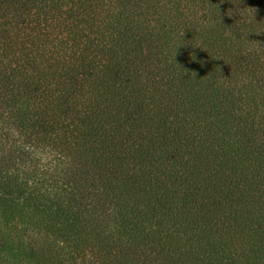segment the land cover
I'll list each match as a JSON object with an SVG mask.
<instances>
[{
  "label": "trees",
  "instance_id": "obj_1",
  "mask_svg": "<svg viewBox=\"0 0 264 264\" xmlns=\"http://www.w3.org/2000/svg\"><path fill=\"white\" fill-rule=\"evenodd\" d=\"M0 264H264V0H0Z\"/></svg>",
  "mask_w": 264,
  "mask_h": 264
}]
</instances>
